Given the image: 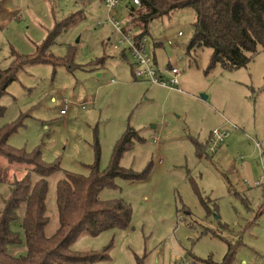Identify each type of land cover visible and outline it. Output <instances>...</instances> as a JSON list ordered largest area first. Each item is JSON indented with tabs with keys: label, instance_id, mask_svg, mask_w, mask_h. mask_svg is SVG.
<instances>
[{
	"label": "rangeland",
	"instance_id": "obj_1",
	"mask_svg": "<svg viewBox=\"0 0 264 264\" xmlns=\"http://www.w3.org/2000/svg\"><path fill=\"white\" fill-rule=\"evenodd\" d=\"M126 1L111 12L124 26ZM73 13L75 23L61 24ZM195 20L191 7L181 8L145 32L158 63L180 68L175 90L133 77L102 0H0V71L18 62L0 96V128L21 118L9 145L40 149L45 163L60 165L48 179V235L59 226L64 172L87 175L96 148L100 167L109 166L129 127L141 137L120 156L127 175L100 195L126 201L131 223L84 231L71 248L92 258L68 264H264V51L247 67L214 65L211 47L190 46ZM48 36L47 51L63 64L19 58ZM215 129L229 131L225 142L198 156L194 140L204 145ZM25 168L0 157V208ZM25 211L22 201L12 225L22 240L7 248L14 256L27 255Z\"/></svg>",
	"mask_w": 264,
	"mask_h": 264
},
{
	"label": "trees",
	"instance_id": "obj_2",
	"mask_svg": "<svg viewBox=\"0 0 264 264\" xmlns=\"http://www.w3.org/2000/svg\"><path fill=\"white\" fill-rule=\"evenodd\" d=\"M139 4L126 1L125 27L141 29L146 34L150 22L172 11L191 7L196 20L193 23V36L190 46H208L213 50L211 63L221 64L225 69L247 67L256 55L264 51V0H140ZM75 14L65 17L61 24L71 26L77 21ZM48 38L37 45L36 54L20 55L24 62H65V57H57L47 51ZM18 65V62L14 67ZM0 71V96L6 92L13 80L16 68ZM1 109V108H0ZM1 112V110H0ZM22 124L21 118L6 123L0 128V157L10 164L24 165L23 177L9 184V194L0 208V264H68L84 262L92 258L71 248V244L84 231L98 234L101 231L126 228L131 223L130 205L122 198L102 199L103 189L116 186L115 178L127 175L120 166V156L140 140L138 131L129 127L127 133L116 143L109 166L100 167L99 151L96 148V161L89 165L87 175L70 171L56 184V207L59 226L52 234L46 233L49 225L47 205L51 174L60 170L58 163H45L40 149L28 152L24 148L15 149L8 138ZM196 143L197 154L206 150L202 143ZM3 180L0 174V182ZM25 202L23 216L27 244V255L14 256L8 251L9 245L21 243L20 233L13 229L18 218L20 203ZM197 257V256H195ZM199 259V257H197ZM201 259V258H200ZM204 264L217 263L212 259L202 260Z\"/></svg>",
	"mask_w": 264,
	"mask_h": 264
},
{
	"label": "built area",
	"instance_id": "obj_3",
	"mask_svg": "<svg viewBox=\"0 0 264 264\" xmlns=\"http://www.w3.org/2000/svg\"><path fill=\"white\" fill-rule=\"evenodd\" d=\"M124 0H102V3L109 11L110 22L114 25L115 30L120 34L119 42L131 57L130 65L133 69V75L138 80H146L154 85H161L167 88H179V76L181 70L175 64L161 66L150 47L146 34H134L132 28L125 27L120 21L116 20L111 12L118 10L121 2ZM140 0H129L132 4H139ZM183 36V32H179ZM66 106L61 109L60 113L66 114ZM229 131L215 129L206 139V149L214 153L217 148L225 142L224 138ZM260 147V144H257Z\"/></svg>",
	"mask_w": 264,
	"mask_h": 264
},
{
	"label": "crops",
	"instance_id": "obj_4",
	"mask_svg": "<svg viewBox=\"0 0 264 264\" xmlns=\"http://www.w3.org/2000/svg\"><path fill=\"white\" fill-rule=\"evenodd\" d=\"M131 67H132V66H131ZM132 75H133V69H132ZM133 77H134V75H133ZM134 78H135V77H134ZM135 79H136V78H135ZM136 80H138V79H136ZM147 82H148V81H147ZM148 83H150V82H148ZM150 85H154V84H151V83H150ZM157 85H159V84H157ZM155 86H156V85H155ZM173 89L176 90L177 88H173ZM173 89H172V90H173ZM60 111H61V110H60ZM66 114H67V113H66ZM135 130H136V129H135ZM205 144H206V140H205L204 145H205ZM200 158H201V157H200Z\"/></svg>",
	"mask_w": 264,
	"mask_h": 264
}]
</instances>
